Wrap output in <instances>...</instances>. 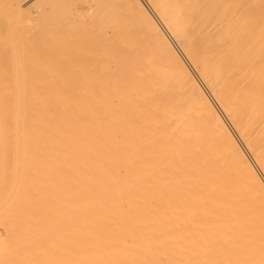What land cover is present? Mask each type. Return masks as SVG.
<instances>
[{"label":"bare ground","instance_id":"6f19581e","mask_svg":"<svg viewBox=\"0 0 264 264\" xmlns=\"http://www.w3.org/2000/svg\"><path fill=\"white\" fill-rule=\"evenodd\" d=\"M5 1L0 264H158L205 228L264 240V0L113 3L136 29L114 0L101 29L67 0Z\"/></svg>","mask_w":264,"mask_h":264},{"label":"rangeland","instance_id":"374dc122","mask_svg":"<svg viewBox=\"0 0 264 264\" xmlns=\"http://www.w3.org/2000/svg\"><path fill=\"white\" fill-rule=\"evenodd\" d=\"M9 1L6 0L5 4H7ZM62 1H63L64 4L61 3ZM65 1L64 0L60 1V3L62 4L61 7H63V5L66 7V5H68L70 3V5H68V7L72 6L71 10H73L70 13V11H69L70 7L69 8L67 7L68 9L66 8V10L69 11V13H65V12H67V11L64 10L65 7H63L64 9L60 7V9H63L62 12H64L65 14H72V13L74 14L76 12L75 15L77 16L78 15L77 14V9L81 10L82 7L84 8L83 10H81V11H83L82 15H81V17H82L81 20L85 21L84 24L87 27L94 26V28H95V26H96V29H97V27L100 25L101 27L99 26L98 29L99 28L101 29V28H103L104 24L111 23V22H107L109 19L113 20V18L115 19V16L120 18L121 9L119 10L117 7H115L116 4L118 5V2H120V0L117 1V2H115L116 0H114L113 2H110L109 0H103V4L101 2V7L103 5V7H104L103 9H105L106 12H104L103 9L100 7V3L97 6L98 8L95 7L97 5L96 3H97L98 0H96V1L93 0L94 2L92 0L91 1L90 0H87V1L86 0L85 1L84 0H67L68 1L67 4L65 3ZM107 1H109V3H111L109 6L115 7V8L110 7L111 10L112 9L114 10V9L117 8L116 10L120 11L118 13L116 10H114V11L112 10L113 11L112 13H114L115 15L114 14L111 15L112 17L113 16L114 17L112 19L109 18L108 20L106 19V17L108 16L107 14L111 13V11H110V9H108L110 12H107L106 8H109V7L105 8V6H104ZM229 1L232 4H235L239 0H229ZM258 1L259 0H252V3H256L255 6L258 7L260 5V3ZM87 2H88V4L90 2V4L88 5ZM104 2H105V4H104ZM3 3H1L2 4L1 6H4ZM113 3L115 5H113ZM91 5H92V7H91ZM107 5H108V3H107ZM93 7H95L94 8L95 10L93 9ZM74 8H76V9H74ZM120 8H122V7H120ZM125 9H127V8H123V12H122L123 14L121 13L122 14L121 16L123 17L125 15V17H127L128 19L119 20L116 17L120 22L119 21L117 22V20L115 19L114 23L112 22V24L116 23L119 26L127 25V26H130L132 29H136V27H141L140 25L137 26L138 25L137 23H139L141 21H139L138 15L135 14V13L139 12L140 10L139 9L137 10L136 8L135 9L137 10V12H135V10H133L134 8L133 9L131 8L134 12L132 10H130V11L128 10L130 13L133 12L132 14L136 15V16L134 15L135 18L133 20V17L130 16L131 14H129V12L126 11ZM86 10H88V11L90 10L89 12H91V13L86 15V12H85ZM92 10L95 13L98 12V11L99 12L103 11L104 12L103 15H107V16H103L102 14L98 13V14H100L99 17H98V15L96 16V14ZM115 11H116V13H118L119 16L115 13ZM31 12L33 13L35 11L33 9H31ZM79 12L80 11H78V13ZM105 13H107V14H105ZM75 15H73V16H75ZM140 15L142 17V18L140 17V19L143 20V17H144L143 14L141 13ZM71 16H69V18H68V15H67V17L65 15L66 19L67 18L69 19L67 21L70 22L71 18H72L71 20H73L74 17H71ZM88 16H89V20H88ZM94 16H96V17L94 18ZM100 16H102L103 18L101 19ZM122 17L120 19H125V18H122ZM75 18L77 19V17H75ZM104 18H105V20H104ZM90 19L92 21H90ZM136 19H138L137 22H136ZM81 20L80 19L78 21L76 20L77 23H73V22H71V23H73V25L76 26V25H79L78 22L81 21ZM86 20H88V22H91L90 24H92V26L88 22H86ZM102 21L104 22V24H103ZM122 21L124 22L123 24H121ZM125 21H126V24H125ZM81 22H80V25H81ZM101 23H102L103 26L101 25ZM84 24L82 22V26ZM135 24H137L136 27H135ZM139 24H142V23H139ZM213 230H212V228H205V229H203L201 231L200 236L193 237V238H190V239L189 238H185V237L184 238H180V237L177 238L176 237V238H174V240L170 239L169 245L171 244V249L174 250V252H173L170 260L166 261V260L163 259L160 263L161 264H163V263L167 264L169 262L168 264H264V240H262V241H257V240L235 241L230 236L223 235V234H218V233L216 234L215 231H213ZM166 242L167 241L165 239H160L157 242V245L158 246H162V245L166 244ZM142 263H144L143 260L141 262H139V261L138 262H136V261H133V262L132 261H126V262L120 263V264H142ZM151 263L152 262H150V264ZM160 263H158V264H160Z\"/></svg>","mask_w":264,"mask_h":264}]
</instances>
